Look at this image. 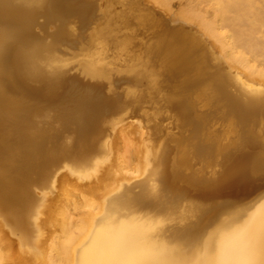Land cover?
<instances>
[{
  "label": "bare ground",
  "instance_id": "obj_1",
  "mask_svg": "<svg viewBox=\"0 0 264 264\" xmlns=\"http://www.w3.org/2000/svg\"><path fill=\"white\" fill-rule=\"evenodd\" d=\"M147 1L177 27L154 31L133 64L114 61L126 54L124 41L116 44L114 60L78 63L77 72L96 85L104 82L106 91L87 82L63 94L73 104L62 115L86 145L77 152L63 141L48 145L52 134L33 119L38 113L29 99L41 87L64 90L68 79L61 60L50 54L51 44L27 42L35 38L36 15L82 17L92 3L0 0V264H14L17 255L23 258L19 264H264V191L224 218L216 205L184 192L235 193L264 179V138L250 130L234 135L231 124L222 134L206 127L211 115L205 99L185 93L189 78L198 85L208 78L211 84L204 86L239 123L264 118V0ZM117 17L124 25L157 26L153 12L136 0L124 3ZM153 57L160 72L152 68ZM114 75L125 77L121 92ZM161 76L184 77L177 87L183 89L161 100L196 131L190 138L174 137L173 149L154 142L130 111L150 101ZM190 153L220 156L219 170L209 179L187 172L184 156ZM209 216L215 217L212 225Z\"/></svg>",
  "mask_w": 264,
  "mask_h": 264
},
{
  "label": "rangeland",
  "instance_id": "obj_2",
  "mask_svg": "<svg viewBox=\"0 0 264 264\" xmlns=\"http://www.w3.org/2000/svg\"><path fill=\"white\" fill-rule=\"evenodd\" d=\"M84 1L86 2L89 1L90 3H92L91 4L92 7L90 10H87L86 13L84 12L82 17H80L79 15L78 16L68 15L63 19L49 20L45 16L36 15L34 18L35 24L32 29L35 34V38L27 42V44L30 46L37 42L42 43L44 45L51 44L53 48L51 49L50 54L61 60L64 66L63 68L67 73V74L65 73L66 77L68 79L67 86L65 87L64 90H62L64 93L60 90H55L54 92H47L45 88L43 89L41 87L40 88L41 90L38 91L36 97L29 99V102L35 106L36 111L38 113V115L36 114V116H34L33 119H35L37 127L40 124L41 126L39 127L41 129L43 127V130H46L50 134H52L47 139L48 145L49 144L55 145L63 141L69 143L72 149L77 152L83 149L86 145L84 140L80 139L77 136L75 132V125L72 123V121H70L68 118H65L62 115L61 109L67 107L71 108L72 106L71 103L73 102V99L71 100L72 97L69 98L67 97V99H65L66 96L63 94H65V90L66 91L70 90L69 92L71 91L74 92L76 88L75 86L76 84L82 85L88 83L92 86L93 85L96 86L97 88L99 86V88H101L103 92L106 91V86L104 82H98V84L96 85L97 82L95 83L93 81L92 82L88 81L86 80V78L81 76V74L77 72L78 63L81 62L82 60L99 59L100 61L107 62L113 58L115 59L116 44L118 42L124 41L128 47V49L126 50V54H124V56L122 55L121 56L122 58L120 56H117L116 57V59L118 58L117 61L116 59L113 60L115 61L116 64L117 63L120 64L121 61L119 59L123 60L124 58L126 64L128 65L133 64L136 62L137 59L142 58L144 54V48L147 44L151 42L152 33L154 31L160 32V28L166 29V27L169 28L177 27L176 23H170L168 21V17H166V15L161 9L159 10L158 8L150 7L151 5L148 3L147 0H136V1L142 8L151 10L153 12L154 17L157 20V24H156L157 26L153 28L141 27L138 26L137 24L124 25L121 23V20L118 19L117 15L121 13V11L123 10L124 3L126 4L130 0H84ZM79 2L82 3L81 1ZM177 6H179L178 2L173 1L171 9L176 10ZM157 60L158 59L154 57L150 59L152 64H154V66L152 65V68L153 70L155 69L154 71L156 72H157L156 68H158V71L159 70L161 71V69L157 65L158 64ZM121 76L122 75L116 77V75H114V77H112L113 83L115 84L114 85L115 90L116 91L119 90L120 92L121 90H123L122 88H124L127 85V83L124 80L125 78L124 75L122 77ZM160 78L164 79V81L162 82L160 81L158 83L157 90L150 94V101L143 100V102L141 101L139 102V104L135 106L136 111L133 109L134 106L132 107V109H130V111L133 110L132 113L133 114L135 113L134 115H136L134 117V120L139 121L141 124L144 125L146 124L145 126H147L148 128L149 136L150 138L151 136H153V138L151 139L154 142H158V144L168 146L169 148L173 149L174 137L190 138L194 136V133H196V131L195 130L193 131V128L191 129L190 126L188 127L187 125L181 123L179 119H176V117L174 116L175 111H172L169 108H167V106L161 100V96L164 93L173 92V91L177 92L183 89L182 87L179 88V90H177V87L179 81L181 80L183 81L184 77L175 76L174 78H172L171 80L169 79L168 81L164 76L159 77V79ZM115 79H117V81ZM189 79L193 80V77ZM206 79L204 80L205 82H203L202 85L195 84L194 82H192V80L190 81L191 83L187 82L188 84V87H186L187 89L184 86L185 84H183L186 95H190L195 98L201 95V98L205 99L204 101H206V104H208L206 111L210 112L211 123H209V125H207L206 127L212 125L213 127V128L211 127L212 130L216 129L219 134H222V132L227 128V126L231 124L235 129L234 135L235 133L241 134V132L245 130L248 131L250 130L252 132L254 131L253 133L259 135L261 138H264V118L257 116L251 121L248 122L245 121L243 124L239 123L235 117H232L228 113L227 108L223 104L224 103L223 99L218 97L219 95L217 96L214 93H210L209 87L204 86V84L207 85L208 83L211 84L210 83L211 80L208 78ZM73 80L76 83H73L74 82ZM69 81H71V84L69 83ZM28 84L31 87L32 86L37 87L36 85L41 86L40 82H29ZM118 87L120 88L118 89ZM142 87L143 89H145L144 86ZM59 92H61L62 94ZM44 93L46 94L47 99ZM40 94L41 96H39ZM156 101L158 104L156 103ZM148 102L150 103L148 104ZM143 104L145 105V107H143ZM159 106H161L162 108L160 107L159 109ZM149 107L151 109H149ZM146 109H149L147 110V112L149 111L148 114L143 113V111L146 112ZM139 114L141 116H138ZM144 115L146 117H149L150 120L146 117L143 118ZM107 116L111 117L108 114ZM124 116L127 117V115H123V117ZM157 117L159 120L157 119ZM151 119L152 120L156 119L157 121L155 120L151 122ZM145 120L148 121L146 122ZM154 122H158V123H154ZM99 124L101 129H103L102 128L103 123L99 122ZM165 124L166 125L168 124V127L164 126ZM149 126L151 129L153 127V131L149 128ZM152 133H154V135ZM172 155H174L173 150H172ZM184 159L187 161V167H186L187 172L199 174L200 176L206 179L211 178L210 176L211 171L217 172L220 167L219 165L220 156L216 154H212L210 156H194L193 154L190 153L189 156L185 155ZM263 174H264V170H263ZM67 178L68 177H66L65 179L67 180ZM70 181L72 182V179ZM176 185L180 187L181 184L178 183ZM34 189H36V186L34 187ZM263 191H264V179H257L250 182L241 192H235V193L215 192L207 197L193 196L194 193L192 192V189L190 191L189 188L184 190L185 196H187V198L191 197L192 200H196L204 205L214 204L217 207H219L221 210H223L224 213L222 214L223 218L226 217L225 213L229 210L242 209L244 207L246 208L249 205L253 204L260 197V194ZM213 219H215V217L211 218V216H209L207 222L210 225H212V222L215 221ZM22 260L23 258L17 255V257H15V259H13L12 262L14 264H19L22 262Z\"/></svg>",
  "mask_w": 264,
  "mask_h": 264
}]
</instances>
